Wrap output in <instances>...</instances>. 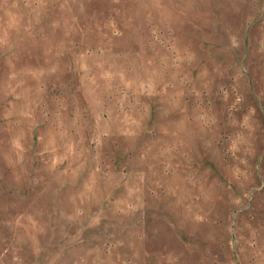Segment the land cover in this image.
<instances>
[{
  "label": "rangeland",
  "instance_id": "obj_1",
  "mask_svg": "<svg viewBox=\"0 0 264 264\" xmlns=\"http://www.w3.org/2000/svg\"><path fill=\"white\" fill-rule=\"evenodd\" d=\"M0 264H264V0H0Z\"/></svg>",
  "mask_w": 264,
  "mask_h": 264
}]
</instances>
